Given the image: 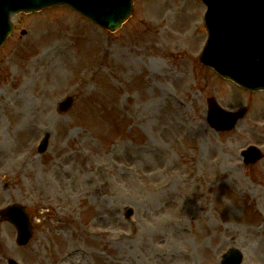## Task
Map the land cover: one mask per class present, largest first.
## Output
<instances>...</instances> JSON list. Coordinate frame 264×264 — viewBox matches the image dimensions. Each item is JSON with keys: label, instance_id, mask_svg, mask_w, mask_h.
Listing matches in <instances>:
<instances>
[{"label": "rangeland", "instance_id": "1", "mask_svg": "<svg viewBox=\"0 0 264 264\" xmlns=\"http://www.w3.org/2000/svg\"><path fill=\"white\" fill-rule=\"evenodd\" d=\"M203 8L133 0L114 31L69 7L12 17L0 47V208L21 204L34 230L18 245L0 221V264H222L231 246L240 264H264V92L199 61ZM210 96L247 106L232 130L207 123ZM249 144L263 151L253 166L239 153Z\"/></svg>", "mask_w": 264, "mask_h": 264}, {"label": "water", "instance_id": "2", "mask_svg": "<svg viewBox=\"0 0 264 264\" xmlns=\"http://www.w3.org/2000/svg\"><path fill=\"white\" fill-rule=\"evenodd\" d=\"M66 2L81 13L94 19L109 29L117 28L130 14V0H0V43L11 29L9 15L18 10H30L45 4ZM205 14L208 39L201 59L212 66L221 76L230 78L248 89L264 87V0H205ZM117 12L116 14H113ZM260 78V79H263ZM257 79V80H256ZM71 99L66 97L61 103L65 108ZM208 123L216 129L226 130L232 127L242 111H223L213 98L208 99ZM47 136L39 149L46 146ZM247 163L254 162L261 153L250 146L241 152ZM127 211H130L128 209ZM2 212L18 228L19 236L30 235V222L21 206L11 205ZM129 214V212H128ZM22 239L18 237V241ZM223 258L234 264L241 260V254L235 248Z\"/></svg>", "mask_w": 264, "mask_h": 264}, {"label": "bare ground", "instance_id": "3", "mask_svg": "<svg viewBox=\"0 0 264 264\" xmlns=\"http://www.w3.org/2000/svg\"><path fill=\"white\" fill-rule=\"evenodd\" d=\"M47 71H49L50 74H51L49 78L53 79V76L56 74V71H54L53 73L51 72V70L47 69ZM45 72H46V70L44 71V74H45ZM27 88H28V82L24 81V82L21 83L20 88L18 90L21 91V92H24V91H26L25 89H27ZM23 95H24V93H23ZM260 116H261V118H260ZM254 119L255 120H259V121H261V119H264V111H262L260 114H257L254 117ZM248 127L250 128V126L247 124V128Z\"/></svg>", "mask_w": 264, "mask_h": 264}]
</instances>
